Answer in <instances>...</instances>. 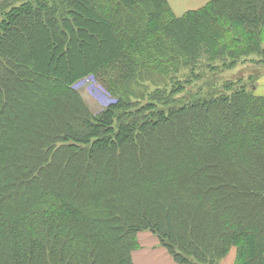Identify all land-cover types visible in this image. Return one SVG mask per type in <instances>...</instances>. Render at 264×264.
<instances>
[{
  "label": "trees",
  "instance_id": "obj_1",
  "mask_svg": "<svg viewBox=\"0 0 264 264\" xmlns=\"http://www.w3.org/2000/svg\"><path fill=\"white\" fill-rule=\"evenodd\" d=\"M254 59L264 0H0V264H134L140 233L264 264V93L223 77Z\"/></svg>",
  "mask_w": 264,
  "mask_h": 264
},
{
  "label": "rangeland",
  "instance_id": "obj_2",
  "mask_svg": "<svg viewBox=\"0 0 264 264\" xmlns=\"http://www.w3.org/2000/svg\"><path fill=\"white\" fill-rule=\"evenodd\" d=\"M172 6L173 11L176 15L183 14L189 8H197L204 4V0H167ZM264 74V65L258 64L255 62V59L247 60L243 65H238L236 68L229 72H225L223 77H230V80H238L242 78L251 77L253 81H260V76ZM251 79L247 80L249 83L253 82ZM245 83H247L245 81ZM257 87V82H255ZM75 87L85 98L92 110L99 109L103 107L108 101H110L109 94H105L103 89L100 87L99 83L96 82L92 77L76 83ZM153 87L148 81L145 83L136 85V94L145 95L154 90ZM258 87L256 88V90ZM255 90V92H256ZM260 93V92H259ZM104 94V95H103ZM262 94V93H261ZM138 248L132 252V259L134 264H151L159 263L165 264L167 258H171L165 253V251L159 246L158 241L155 237L151 236L149 233H140L138 236ZM234 258V253L230 255ZM171 261V260H170Z\"/></svg>",
  "mask_w": 264,
  "mask_h": 264
},
{
  "label": "crops",
  "instance_id": "obj_3",
  "mask_svg": "<svg viewBox=\"0 0 264 264\" xmlns=\"http://www.w3.org/2000/svg\"><path fill=\"white\" fill-rule=\"evenodd\" d=\"M257 87H258V92L264 93V76L261 78L259 82H257ZM151 264H159V263H151ZM165 264H174V263L167 258V262ZM223 264H233V258L232 257L226 258L223 261Z\"/></svg>",
  "mask_w": 264,
  "mask_h": 264
}]
</instances>
